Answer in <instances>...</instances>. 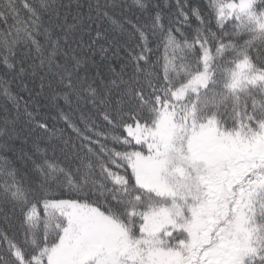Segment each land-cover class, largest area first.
I'll return each instance as SVG.
<instances>
[{
  "label": "snow or ice",
  "instance_id": "1",
  "mask_svg": "<svg viewBox=\"0 0 264 264\" xmlns=\"http://www.w3.org/2000/svg\"><path fill=\"white\" fill-rule=\"evenodd\" d=\"M0 264H264V0H0Z\"/></svg>",
  "mask_w": 264,
  "mask_h": 264
}]
</instances>
